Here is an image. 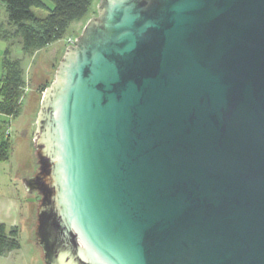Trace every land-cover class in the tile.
Here are the masks:
<instances>
[{"label":"water","instance_id":"1","mask_svg":"<svg viewBox=\"0 0 264 264\" xmlns=\"http://www.w3.org/2000/svg\"><path fill=\"white\" fill-rule=\"evenodd\" d=\"M97 4L23 177L45 263L264 264V0Z\"/></svg>","mask_w":264,"mask_h":264},{"label":"trees","instance_id":"2","mask_svg":"<svg viewBox=\"0 0 264 264\" xmlns=\"http://www.w3.org/2000/svg\"><path fill=\"white\" fill-rule=\"evenodd\" d=\"M95 1L52 0L53 7H50L44 0H0V8L4 4L7 12L4 19L0 18V37L7 42L4 73L0 77V115L18 117L27 94L26 68L22 58L13 56L14 45L21 44L24 54L33 56L38 50L64 38L71 23L84 18ZM34 7L49 12L46 16H37ZM48 85V81L41 83L39 92L43 93ZM9 123L8 119L0 117V161L8 160L14 150V141L6 134ZM19 235V227L0 223V255L21 247Z\"/></svg>","mask_w":264,"mask_h":264},{"label":"rangeland","instance_id":"3","mask_svg":"<svg viewBox=\"0 0 264 264\" xmlns=\"http://www.w3.org/2000/svg\"><path fill=\"white\" fill-rule=\"evenodd\" d=\"M44 1L48 6L53 7L52 0ZM97 1L98 0H96L92 4L90 11L84 18L75 20L71 23L64 38L59 39L58 41L53 42L45 48L38 50L34 53L33 56L29 57L25 55L22 50L21 44L17 43L14 45L13 56L23 59V64L26 68V79L29 82L26 87L27 94L23 100L21 114L18 117H10L12 119L9 118V121L12 127L15 128L17 134L19 130H22L23 127H28L30 125V122H34V120L37 118V112L41 102L40 100L43 96V93L39 92L38 90L40 84L44 83L45 81H48V83H51L53 81L55 72L66 51V48L67 46L71 45L69 43V38H78L88 20L98 13L99 5L97 4ZM0 10V18L4 19L7 16L4 4L1 6ZM33 11L37 16L41 17L46 16L49 12L47 9L41 7H34ZM20 138L23 139L24 137L20 136ZM19 142L21 144L23 143V141L21 140H19ZM33 143L34 141L32 140V144L30 146L31 160L28 161L29 163L31 161V165L27 164L24 171H20L21 168L19 167L16 170L17 172H27L28 174L33 175L38 171L39 165L35 153V146ZM18 149L20 151L21 148ZM24 157L27 158L26 152L24 154ZM2 173L3 164L0 170V178L3 175ZM22 190V197L25 204L27 205V209H31V214L29 215L31 221L28 220L29 223L31 222L30 239L25 230H23L24 232L22 233L20 231L19 237L22 247L21 250H18V252H16L15 254L18 256L20 264H30V261L33 262L32 264H38L37 259L39 260V264H46L42 249L36 243V223L38 221L36 208L40 201V194L38 192H25L24 188Z\"/></svg>","mask_w":264,"mask_h":264},{"label":"crops","instance_id":"4","mask_svg":"<svg viewBox=\"0 0 264 264\" xmlns=\"http://www.w3.org/2000/svg\"><path fill=\"white\" fill-rule=\"evenodd\" d=\"M6 45L7 42L0 37V77L4 73L3 59ZM0 117H4L8 120L10 118L9 116L3 115H0ZM34 126L36 128V119L34 122H30L28 127H23L22 130H19L18 134L15 128L12 127L10 137L14 141V150L8 160L0 161V170L3 164V175L0 178V223H4L8 227L17 226L20 228L21 233L25 230L29 239L31 222L29 223L28 220H30L29 215L31 214V209H27V205L22 197V189H25L23 177L27 176L28 173L17 172L16 170L20 167V171H24L27 164L31 165V161L30 163L28 161L31 160L30 146L34 138ZM20 136L24 138L21 139ZM19 140L23 141V143L21 144ZM18 148H21L20 151ZM25 152L27 158L24 157ZM26 191L25 189V192ZM21 247L17 250L0 255V264H20L18 256L15 253L21 250ZM37 261L39 264L38 259ZM32 263L33 262L30 261V264Z\"/></svg>","mask_w":264,"mask_h":264},{"label":"built area","instance_id":"5","mask_svg":"<svg viewBox=\"0 0 264 264\" xmlns=\"http://www.w3.org/2000/svg\"><path fill=\"white\" fill-rule=\"evenodd\" d=\"M72 40H73V41H72ZM76 41H77V38H73V37H70V38H69V43H70V44H75ZM11 133H12V125H11V123H9V124L7 125V128H6V134L10 135Z\"/></svg>","mask_w":264,"mask_h":264},{"label":"flooded vegetation","instance_id":"6","mask_svg":"<svg viewBox=\"0 0 264 264\" xmlns=\"http://www.w3.org/2000/svg\"><path fill=\"white\" fill-rule=\"evenodd\" d=\"M34 192H37V191H34ZM41 198V195H40V197H39V199Z\"/></svg>","mask_w":264,"mask_h":264}]
</instances>
